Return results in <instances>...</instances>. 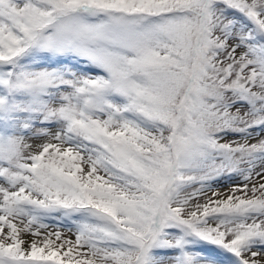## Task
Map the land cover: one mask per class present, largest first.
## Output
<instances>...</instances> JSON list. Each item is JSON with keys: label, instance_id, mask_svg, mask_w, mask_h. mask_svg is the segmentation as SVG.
Instances as JSON below:
<instances>
[{"label": "snow or ice", "instance_id": "obj_1", "mask_svg": "<svg viewBox=\"0 0 264 264\" xmlns=\"http://www.w3.org/2000/svg\"><path fill=\"white\" fill-rule=\"evenodd\" d=\"M0 264H264V0H0Z\"/></svg>", "mask_w": 264, "mask_h": 264}, {"label": "rangeland", "instance_id": "obj_2", "mask_svg": "<svg viewBox=\"0 0 264 264\" xmlns=\"http://www.w3.org/2000/svg\"><path fill=\"white\" fill-rule=\"evenodd\" d=\"M228 185H227V183H225V182H221V187H222V189L224 188V187H227ZM55 227V226H54Z\"/></svg>", "mask_w": 264, "mask_h": 264}]
</instances>
